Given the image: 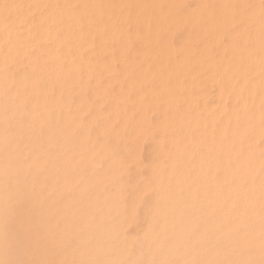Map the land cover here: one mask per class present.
I'll use <instances>...</instances> for the list:
<instances>
[{
  "label": "bare ground",
  "instance_id": "bare-ground-1",
  "mask_svg": "<svg viewBox=\"0 0 264 264\" xmlns=\"http://www.w3.org/2000/svg\"><path fill=\"white\" fill-rule=\"evenodd\" d=\"M223 7L221 23L231 17ZM245 11L246 30L225 35L206 13L211 26L202 35L186 30L174 45L144 17L117 10L99 20L94 0H0V82L25 69L17 80L47 112L57 108L42 101L52 88L56 95L87 88L72 114L84 128L76 155L87 164L105 160L100 173L70 178L88 195L89 221L77 220L89 222L91 234L60 260L264 264V0ZM77 228L67 225L52 240Z\"/></svg>",
  "mask_w": 264,
  "mask_h": 264
},
{
  "label": "rangeland",
  "instance_id": "rangeland-1",
  "mask_svg": "<svg viewBox=\"0 0 264 264\" xmlns=\"http://www.w3.org/2000/svg\"><path fill=\"white\" fill-rule=\"evenodd\" d=\"M172 1L94 0V6L99 10L98 17L101 21H104L107 17L108 19L115 18L114 12L117 10L120 16L123 13H129L128 19L133 17L135 19H143L144 17L152 25L159 27L157 29L162 32V35H170L169 37H171L174 45L187 33L202 35V32L205 31L203 28L211 26V20L208 21V17H203L206 13L210 17H215L214 20L211 18L213 25L220 28L224 27L225 33L223 32V34L225 35L238 28L245 27V30L247 29L245 18L241 20L240 18L245 15V10L252 0ZM178 1L182 2L178 4ZM90 2L92 3V0ZM235 4L237 5L235 6ZM219 5H224L225 9L228 8L230 11L231 17L225 23H221L223 22V16L220 13L224 7L220 8ZM102 10L105 14L102 13ZM182 17H184L185 21ZM117 18L120 19L121 17L117 16ZM194 19L198 22L194 21ZM174 23L178 24L175 26L176 28H173ZM168 25H172V27ZM163 26L164 30H161L160 27ZM131 27L133 28V26ZM186 30L188 31L187 33H185ZM181 32L182 34H180ZM132 47H135V45L133 46L132 44ZM21 73H25V69L13 71V79L11 81L0 82V264H19L18 262L20 264H68L66 260H60L59 256L69 248L83 244L79 242L84 234H91L89 222L88 224H83L84 218L88 220L86 216L90 215L88 214V205L87 208L83 207L85 201H88V195L87 193L78 192L70 178L77 174L87 176V174L92 172L100 173L105 167V160L99 159L92 164H87L85 159L81 160L76 155L77 145L79 140H81V135L84 134V128L83 125L75 127L76 118L72 114L76 108L75 106L79 105L80 99L85 96L84 91L87 88H82L84 91L82 89L75 91L71 89L67 95H56L54 88H52L51 92H48L44 96L45 98H42V101H56L57 108L56 112L54 109L47 112L40 110L43 102L41 100L36 101V94L28 92V82L19 83L17 76ZM65 102L66 105L63 107L65 110H59ZM208 102L212 103L213 101L210 98ZM63 110L67 113V117H64V120ZM110 136L111 133L107 136L109 140L112 139ZM89 137V140H92L94 132H91ZM98 140L99 137H96L95 141L97 142ZM129 149L123 148L118 152L120 156L125 157L129 154ZM147 157V147L144 145L140 161L143 164L147 163ZM77 169L80 172H77ZM137 169L139 173H143V165ZM141 202V207L139 206V211H137L142 215L148 204V198L142 199ZM141 209L143 210L140 211ZM137 211L135 215L138 214L136 217L140 219V213ZM79 214L84 217L80 223L77 220ZM67 225L68 227H75L76 225L78 227L76 234H71L68 238H64L62 242L55 243L52 240L53 237ZM24 237L25 240L21 239ZM17 250L19 251L18 255ZM19 256H22V261ZM13 260L16 261L14 262Z\"/></svg>",
  "mask_w": 264,
  "mask_h": 264
}]
</instances>
